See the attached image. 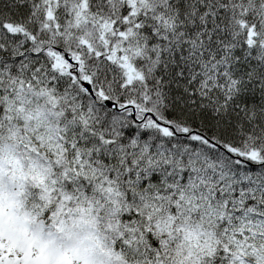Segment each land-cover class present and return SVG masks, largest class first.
Masks as SVG:
<instances>
[{
  "label": "snow or ice",
  "instance_id": "1",
  "mask_svg": "<svg viewBox=\"0 0 264 264\" xmlns=\"http://www.w3.org/2000/svg\"><path fill=\"white\" fill-rule=\"evenodd\" d=\"M0 264H264V0H0Z\"/></svg>",
  "mask_w": 264,
  "mask_h": 264
}]
</instances>
